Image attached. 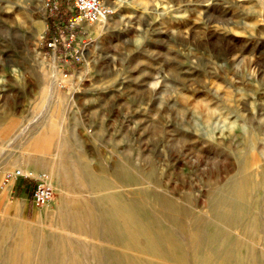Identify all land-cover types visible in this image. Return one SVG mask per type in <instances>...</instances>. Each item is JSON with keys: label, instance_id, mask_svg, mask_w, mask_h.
Segmentation results:
<instances>
[{"label": "rangeland", "instance_id": "rangeland-1", "mask_svg": "<svg viewBox=\"0 0 264 264\" xmlns=\"http://www.w3.org/2000/svg\"><path fill=\"white\" fill-rule=\"evenodd\" d=\"M44 2L0 0V248L18 226L57 212L54 187L52 201L35 207L33 180L7 178L29 155L28 172L53 186L50 171L61 175L66 200L91 197L76 161L126 163L201 211L209 188L234 174L233 150L251 143L264 165V0H109V18L76 27L72 5ZM255 196L243 264H252L251 249L264 264V190ZM54 217L48 225L69 243L65 264H97L92 246L104 244ZM15 257L0 264H24Z\"/></svg>", "mask_w": 264, "mask_h": 264}, {"label": "bare ground", "instance_id": "bare-ground-1", "mask_svg": "<svg viewBox=\"0 0 264 264\" xmlns=\"http://www.w3.org/2000/svg\"><path fill=\"white\" fill-rule=\"evenodd\" d=\"M251 147L254 145L246 143L231 152L235 172L225 182L209 188L206 211L192 204L189 195L178 200L160 191L153 173L136 172L126 163L111 170L104 164L94 168L76 161L75 174L91 197L66 200L63 186L56 184L61 175L50 171L55 186L49 183L60 193L58 219L70 223L73 231L90 232L104 244L92 246L97 264H243L238 254L240 236L254 235L258 203L255 193L264 190V165L255 161ZM29 156L19 165L26 172L35 169L33 155ZM146 184L151 188H138ZM118 188L133 189L126 193ZM54 213L18 226L17 239L9 248H0V257L9 254L15 262L20 254L24 264L69 261V243L62 240L59 231L54 232L56 227L48 225ZM6 231H1V240L7 236ZM65 235L70 237L71 233ZM247 254L252 264L263 261L252 249Z\"/></svg>", "mask_w": 264, "mask_h": 264}, {"label": "built area", "instance_id": "built-area-1", "mask_svg": "<svg viewBox=\"0 0 264 264\" xmlns=\"http://www.w3.org/2000/svg\"><path fill=\"white\" fill-rule=\"evenodd\" d=\"M60 2L68 3L73 7V14L68 20L70 27L102 22L114 12L109 0H45L44 7L53 10L58 7ZM74 56L76 60H79L80 56L77 52ZM7 178L9 180L21 178L33 180L31 202L35 207L46 205L53 197V189L49 183V177L45 173L33 174L23 170H15L8 174Z\"/></svg>", "mask_w": 264, "mask_h": 264}]
</instances>
